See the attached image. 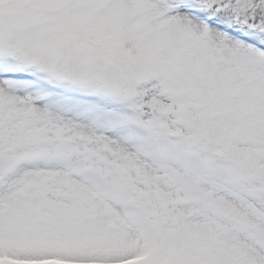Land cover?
I'll return each instance as SVG.
<instances>
[{
	"label": "snow or ice",
	"instance_id": "snow-or-ice-1",
	"mask_svg": "<svg viewBox=\"0 0 264 264\" xmlns=\"http://www.w3.org/2000/svg\"><path fill=\"white\" fill-rule=\"evenodd\" d=\"M0 264H264V0H0Z\"/></svg>",
	"mask_w": 264,
	"mask_h": 264
}]
</instances>
